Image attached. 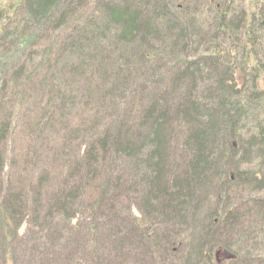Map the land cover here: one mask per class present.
Instances as JSON below:
<instances>
[{
	"label": "trees",
	"instance_id": "obj_1",
	"mask_svg": "<svg viewBox=\"0 0 264 264\" xmlns=\"http://www.w3.org/2000/svg\"><path fill=\"white\" fill-rule=\"evenodd\" d=\"M209 1L0 0V264H264V199L224 210L264 190V0ZM47 127L59 148L16 153L29 173L7 178L12 136Z\"/></svg>",
	"mask_w": 264,
	"mask_h": 264
},
{
	"label": "rangeland",
	"instance_id": "obj_2",
	"mask_svg": "<svg viewBox=\"0 0 264 264\" xmlns=\"http://www.w3.org/2000/svg\"><path fill=\"white\" fill-rule=\"evenodd\" d=\"M17 1L18 0H2V5H6V4H8L9 2H11V3H17ZM200 2L202 3V6H206L205 8H206V10L209 12H213L214 11V9H213V4L212 3H210V1L209 0H200ZM232 6H235V7H238L239 9H243V10H245V12H247V11H249V9H248V4H247V0H233L232 1ZM239 11V10H238ZM263 33V41H262V44L264 45V31H259V35L260 34H262ZM41 46V48H44V43H42L41 45H39V47ZM38 47V48H39ZM31 66V65H30ZM31 69V67H29L28 68V70H30ZM246 74L248 73V72H246V71H244ZM41 77V75L38 77V78H40ZM23 78H24V76L20 79V80H18L17 82H15V83H10V87H11V85L12 86H16V89H14V90H12V91H14L15 93H12V92H9V93H7V96H6V98H5V101H6V103H5V107H7V105L9 106V105H13V108H14V106L16 105V102H17V99H19L20 97V99H19V102H18V105H20V104H22L23 105V108H22V110H21V112L20 113H17L16 114V116L15 117H13L12 116V120H13V122L15 123V130L16 131H18V130H20L21 129V127H22V125H23V118L21 119V116H20V114L22 113V112H24L25 111V109H27V108H29L31 105H33L34 103H35V101H36V95L34 94V93H36L35 91H32V89H31V87H33L34 89H36V90H38L36 87L38 86V84H37V81H38V79L37 80H34V81H32V82H30L29 83V90L31 91L30 92V94H32V95H30L29 94V91H27L26 92V90H24L23 92L21 91V87H22V80H23ZM12 79V78H11ZM10 79V80H11ZM51 79V78H50ZM152 79L151 78H149L148 79V81H151ZM11 82V81H10ZM37 85V86H36ZM132 86H131V88L132 89H134V85H133V82H132V84H131ZM134 96H135V94H133ZM17 96V97H16ZM31 96V97H30ZM11 97V98H10ZM8 98H10L9 100H8ZM16 98V99H15ZM4 104V103H3ZM127 105H129L130 104V102H128V103H126ZM17 106V105H16ZM119 109H121V108H119ZM5 110V111H4ZM36 110H38V109H36ZM35 110H33L32 111V113L34 112ZM118 113V115H120L121 113H122V110H118L117 111ZM6 113V109H4V107H2V108H0V122H1V120H3V119H5V116H4V114ZM31 113V114H32ZM40 113H41V110L38 112V115H40ZM56 114H55V116H54V118L55 119H60L62 116H61V114H60V111H57V112H55ZM71 113H73L72 111L70 112V114ZM69 115L66 113V114H64L63 115V117H68ZM72 118H73V116H72ZM254 129V128H253ZM41 133V130L40 131H36L34 134H32L31 136H29V139H27V135L25 136V137H21L20 136V134L19 133H17L16 135H14V136H12V145H9V146H7L8 148H7V151L5 150L4 151V153H6L5 155V164H7L4 168V170H5V175H6V177L8 178H10V177H12L14 174H15V176L16 175H20V176H22V177H25V175L27 174V173H29V171L27 170V163H24V164H20L19 165V167L20 166H22L23 168H19V169H17L16 167H14V166H12V164H11V158L14 156V155H16V153H17V155H22V156H24V153H26V152H28L27 151V149H28V147L30 146L31 148H35V149H37V150H39V151H44V152H46V149H47V147H49V146H53L54 148H59V145H58V142H60V141H58L57 140V136H56V134H55V129L53 128V127H47V128H45V130H44V134H45V138L43 139V138H41L40 140H39V138H40V136H42V133ZM37 138V139H36ZM31 139L34 141H31ZM37 141V142H36ZM16 143V146H14V144ZM74 155V154H73ZM37 162V161H36ZM45 159L43 158V160H42V162L40 163V161H39V164L38 165H40L39 166V168H41V166L43 167L44 165H45ZM59 165V163H57V166H55V167H57V169H59V168H61L60 166H58ZM245 166H248V167H250L251 169H252V172L253 173H255L257 170H260V163L258 162V160L257 159H252L251 161H250V163L248 164V165H245ZM39 168H37V170H35L37 173H39V171H40V169ZM24 169H26L25 171H24ZM28 169H30V168H28ZM8 171V172H7ZM33 171H31V177H32V175H33ZM5 175H4V177L3 178H6L5 177ZM10 175V176H9ZM35 175V174H34ZM51 175H52V179H51V183H53V182H58L59 180H62L63 178L62 177H60V175H55L54 176V173L52 172L51 173ZM58 178L57 179V181H55V178ZM30 179H32V178H30ZM29 178H26V179H24L22 182H23V184H24V187H25V185L27 184V183H29L31 180H30ZM26 180V181H25ZM32 183V182H31ZM238 188H240V186L238 187ZM246 191H248V190H246ZM249 192V195L248 196H246L245 195V193H241L242 194V196L241 195H238V193L236 192V191H233V192H231V193H229V196L228 197H226L225 198V205L227 206V208L226 209H224V210H232V211H235V210H238V212L240 213V212H245L246 211V207L247 206H249L248 204H247V201L249 200V199H251V198H257L258 196H260V198H263L264 199V190H262V192H259V193H256V191L254 192V191H248ZM207 195V194H206ZM83 196H85V195H83ZM83 196H82V198H83ZM206 197V196H205ZM205 199V198H204ZM205 201V200H204ZM223 203V204H224ZM247 204V205H246ZM250 205L252 206V204L250 203ZM223 206V205H222ZM80 207H81V205H80ZM98 206H96V208H97ZM100 207V206H99ZM97 210H98V212H96V214L94 215L95 216V218L96 217H98V219L99 218H101V215H100V210H99V208H97ZM217 210H218V208H217ZM119 211V213H121V214H123L124 215V210H118ZM83 212V211H82ZM135 217H140V212H139V210L137 209V208H135V207H132V212H131ZM83 214H84V212H83ZM205 214H207V207L204 209V210H201L200 211V213L198 214L200 217L201 216H204ZM84 219H88V218H90L91 219V213L89 214V212H86L85 214H84ZM94 216H93V218H94ZM89 219V223H88V225H90V222L92 223V221ZM99 224V226L97 227V233H99L100 231H102V232H106L107 231V224L108 223H101V222H99L98 223ZM87 225V226H88ZM162 225H157V226H155L156 228H158V229H161L162 227H161ZM263 227H264V223H263ZM106 229V230H105ZM220 231L222 232V233H226L227 234V232L226 231H228L227 230V227H222V228H220ZM21 232H23V229L21 230ZM89 233H90V235H89ZM182 234H184V233H182ZM88 235L89 236H91V238H92V233L89 231L88 232ZM257 235V234H256ZM63 236H65L64 237V239H66V242H67V240L68 239H70L69 238V234H67V233H63ZM235 237H237L236 235H235ZM82 239H83V237H80L79 239H78V242H79V244L81 245V243H82ZM257 240H259L258 238H257ZM234 241V240H233ZM38 242V241H37ZM94 242L96 243V242H98V238H97V234L95 235V238H94ZM148 242V245H149V247H152V245H151V243H150V241H147ZM261 242H263L262 240H261ZM39 243V242H38ZM65 244V243H64ZM70 244V243H69ZM39 245L40 246H42V243H39ZM55 251H56V253H57V251H58V249L57 248H55ZM113 251V252H112ZM127 251L128 252H131L128 248H127ZM102 252H104V253H102V255H104V254H111L112 253V257H114L113 255H116V252L110 247V246H107L106 248H104V250L102 249ZM92 253H95V250H93L92 251ZM21 256V254H19V257ZM24 256V255H23ZM54 256H55V254H54ZM59 256V254L58 255H56L55 257L57 258ZM57 259H59V260H57L60 264H63V262H62V260H60V257H58ZM156 261H157V263H159V260L158 259H156ZM148 262H150L149 260H148ZM95 263V262H94ZM97 263L98 264H110L108 261H102L101 260V256L100 257H98L97 258ZM146 264V263H145ZM147 264H149V263H147Z\"/></svg>",
	"mask_w": 264,
	"mask_h": 264
}]
</instances>
